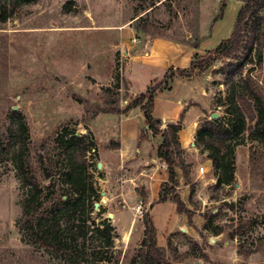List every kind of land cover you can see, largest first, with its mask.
<instances>
[{"label":"rangeland","instance_id":"374dc122","mask_svg":"<svg viewBox=\"0 0 264 264\" xmlns=\"http://www.w3.org/2000/svg\"><path fill=\"white\" fill-rule=\"evenodd\" d=\"M223 1L220 0L221 6ZM216 3V0H31L18 8L6 23L0 22V132L9 133L11 129L18 141V146L0 152V264H94L102 256L111 259L102 264H141L142 243L136 240L145 228L144 216L150 212L136 206L126 211L122 199L111 205L103 203L108 190L104 186L106 174L103 167L98 168V163L118 143L109 141V134L102 129L101 118L106 115H95L90 106L106 107L107 102L115 103L119 98L120 108L125 109L133 98L128 93L130 83L125 61L128 56L124 50L150 48L148 42L157 40L192 48L195 39L186 44L179 41L192 38L194 32L201 39L202 19L204 28L208 26L210 32ZM258 17L264 19V8L248 17V28ZM130 21L133 25L129 34L123 36ZM136 26L146 27L148 32L137 30ZM133 29L137 35H133ZM241 55L242 52L220 59L199 74L197 80L200 79L202 88L187 81L188 95L183 103L182 100L175 103L180 107L177 123L182 126L190 110L205 114L193 135L191 155L183 152L177 158L179 164L193 161L196 170L189 167L188 178L179 184L178 194L193 215L191 221L181 215L187 219L188 226L178 229L169 239L165 252L171 264H264L261 145L250 139V131L246 132L245 144L236 149V183L225 189H216L213 168L204 162L203 155L207 153L197 146L202 122L214 120L213 113H218L222 120L229 118L228 107L221 102L226 101L231 90L228 72L239 63ZM253 67L248 64L244 75ZM118 75L120 87L116 90ZM252 76L264 88V64ZM172 84L171 90L178 93L185 85L181 82L175 88ZM107 88L113 91H105ZM22 124L27 128L25 135L21 133ZM73 134L84 138L88 145L86 159L92 165L97 196L87 201L84 213H78L81 220L78 227L73 221L63 220L54 230L60 242L67 244L63 250L44 245L43 239L28 229L24 207L34 189L24 185L16 162L25 139L28 175L41 190L42 208L38 214L51 210L63 199L74 198L66 177L69 166L62 139H70ZM201 166L205 167L203 174L198 170ZM49 172L53 183L49 181ZM49 187L52 196H48ZM96 203L100 204L98 209ZM123 219L128 225L134 223L127 250L123 239L127 240L128 232L120 223ZM108 226L113 228L114 239V247L109 250L103 237ZM218 228L223 231L216 235Z\"/></svg>","mask_w":264,"mask_h":264},{"label":"trees","instance_id":"16d2710c","mask_svg":"<svg viewBox=\"0 0 264 264\" xmlns=\"http://www.w3.org/2000/svg\"><path fill=\"white\" fill-rule=\"evenodd\" d=\"M34 1L37 2V0ZM239 1H242L244 5L237 16L231 37L223 40L206 55L197 56L187 70L169 69L163 80L152 84L145 93L138 95L123 110L119 106V98L115 103L107 102L106 107L98 105L90 106L94 110L95 115H122L138 107L142 109L150 131H152L154 136L161 135L163 138V142L159 146L157 153L169 171V181L162 186L160 198L153 206L172 202L176 204L178 214L186 215L190 221L193 212L187 208L178 194L180 183L177 168L180 167L182 169L187 179L189 174L188 169L191 167V165H186L185 163L179 164L177 161V158L183 153L179 142V132L182 130V125L171 124L167 129L162 130L161 121L154 116V103L158 94L171 90V85L176 78H193L209 70L218 60L232 58L242 52V55L238 58L239 63L228 72V83L231 85V90L226 101L221 102V105L228 107L227 115L229 118L225 120H205L202 122L197 132V146L204 153L206 152L207 159L212 161L213 172L217 180L215 184L216 189L234 187L237 171L235 163L236 149L245 144V134L247 131H250V139L261 145L264 156V88L252 76L253 71L258 66L262 67L264 64V19L256 18L249 28L247 24L250 15H257L264 8V0ZM30 2L31 0H0V22L6 23L16 13L18 8ZM225 9L226 0L223 1L220 13L215 18L214 23L224 17ZM247 28L248 36L245 34ZM136 29L148 32L146 27L141 28L136 26ZM197 33L194 32L192 38H185V40L179 41V43L186 44L195 39L192 47L199 48L201 39H199ZM248 64H252L254 67L250 68L246 75H244V69ZM236 78H239L238 82H235ZM116 81L114 89L119 90V75ZM126 90H129V87ZM105 91H113V88H107ZM78 102L90 105L82 100ZM94 117L90 119L93 120ZM20 129L22 135L27 133L25 124H22ZM62 139L65 145L66 164L69 166L66 177L74 198L63 199L55 208L38 214L42 208L39 205L41 190L37 188L32 176L28 175L29 165L26 158L27 148L25 147V139L21 144V150L18 152L16 164L24 185L34 189L33 196L25 202L24 207V216L27 218L26 224L28 229L32 235L43 239L44 245L66 250L67 244L60 242L54 230L59 227L63 220H67L68 222L73 221L74 226L78 227L79 224L77 223L81 221L77 218L78 213L86 211L87 201L90 202L93 196H97V191L92 182V165L86 159L88 145L85 139L77 134H73L70 139L64 140V137ZM15 146H18V141L13 130L10 129L9 133L8 131L0 132V152H6ZM254 157H252L251 161L253 170L255 171L257 170V166ZM47 175L49 178H52V173L49 172ZM51 178L49 181H51ZM47 190L48 196H52V189L49 187ZM192 192H194L193 188ZM91 207L94 208V205L92 204ZM144 224L145 237L139 250L141 264H171L166 257L165 249L158 245L157 230L150 213L144 216ZM112 229L111 226H108L103 233V237L106 240L105 248L108 250L114 247V239L111 234ZM222 231L223 229L218 228L215 234L219 235ZM49 241L51 244H48ZM104 262H111V259L107 256H102L94 264H102ZM133 264L137 263L134 262Z\"/></svg>","mask_w":264,"mask_h":264},{"label":"crops","instance_id":"0c3cea01","mask_svg":"<svg viewBox=\"0 0 264 264\" xmlns=\"http://www.w3.org/2000/svg\"><path fill=\"white\" fill-rule=\"evenodd\" d=\"M216 2L215 12L212 14L213 20L218 16V11L220 12L221 2L220 0H216ZM243 5V2L239 0H227L224 17L216 23L213 21L210 32L208 26L204 28L202 19L199 48L182 47L166 40H157L148 42L150 48L124 50V55L127 54L128 56L125 57V61L127 63L126 78L130 83L129 96L135 99L138 95L145 93L152 84L163 80L171 68L187 70L197 56L205 55L208 51L215 49L223 40L229 39ZM131 25H133L132 21L128 27L124 28L123 36L129 34ZM133 33V35H137L134 29ZM122 43L125 45L126 40L123 39ZM199 80H197V76L190 79L176 78L173 81L174 87L178 83H185L181 93L172 89L156 96L154 116L164 125L162 130L167 129L171 124H178L180 107L175 103L179 100H182L183 103V98L188 95L187 81H191V83L202 88V83L199 84ZM192 111L186 113L184 126L179 132V142L186 156L192 153L189 147L193 146V135L205 114L197 111L193 113ZM101 119L103 131L110 136L109 141H117L118 143L114 149H110L102 157V167L104 174H106L104 186L108 190L106 192L107 203L111 205L113 202L122 199L126 203L123 204L126 211H129L128 208L133 206L141 209L147 208L157 230L158 245L166 249L170 244L169 239L178 229H185L188 226V221L178 214L177 206L172 202L153 206L160 198L162 186L169 181L168 168L157 155L163 138L161 135L154 136L152 131L147 129L149 126L146 124L144 112L140 107L132 109L127 114L106 115L105 118ZM203 157H205V164L211 168L212 161L207 159L206 154ZM185 164L191 165V168L196 170L193 161L185 162ZM177 174L179 183L182 185L185 176L180 167L177 168ZM120 223L122 228L127 229L128 232L126 233L128 234L127 240L123 239L124 250H127L131 245L132 240H128V237L134 223L128 225L125 219ZM140 233L141 236H138L136 243H142L145 237V228Z\"/></svg>","mask_w":264,"mask_h":264},{"label":"water","instance_id":"95a60500","mask_svg":"<svg viewBox=\"0 0 264 264\" xmlns=\"http://www.w3.org/2000/svg\"><path fill=\"white\" fill-rule=\"evenodd\" d=\"M219 117H220V115L218 113H213L212 114V118L214 120L219 119ZM147 129L149 130V127H147ZM98 168L99 169L102 168V163H98ZM53 181H54V178L51 179L50 183H53ZM103 195H105V194H103ZM99 207H100V204L96 203L95 204V208L98 209ZM110 217H111L110 219H112V215Z\"/></svg>","mask_w":264,"mask_h":264},{"label":"built area","instance_id":"2783aa9c","mask_svg":"<svg viewBox=\"0 0 264 264\" xmlns=\"http://www.w3.org/2000/svg\"><path fill=\"white\" fill-rule=\"evenodd\" d=\"M199 172H200L201 174L205 173V167L201 166L200 169H199Z\"/></svg>","mask_w":264,"mask_h":264},{"label":"bare ground","instance_id":"6f19581e","mask_svg":"<svg viewBox=\"0 0 264 264\" xmlns=\"http://www.w3.org/2000/svg\"><path fill=\"white\" fill-rule=\"evenodd\" d=\"M107 200H108L107 198H104L103 203L106 204L107 203Z\"/></svg>","mask_w":264,"mask_h":264}]
</instances>
